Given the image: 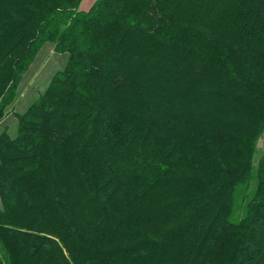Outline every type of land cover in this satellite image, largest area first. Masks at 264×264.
I'll use <instances>...</instances> for the list:
<instances>
[{
	"label": "trees",
	"instance_id": "1",
	"mask_svg": "<svg viewBox=\"0 0 264 264\" xmlns=\"http://www.w3.org/2000/svg\"><path fill=\"white\" fill-rule=\"evenodd\" d=\"M0 0V264H264V0ZM263 146L259 147V142Z\"/></svg>",
	"mask_w": 264,
	"mask_h": 264
},
{
	"label": "rangeland",
	"instance_id": "2",
	"mask_svg": "<svg viewBox=\"0 0 264 264\" xmlns=\"http://www.w3.org/2000/svg\"><path fill=\"white\" fill-rule=\"evenodd\" d=\"M94 1L83 0L80 9L87 10ZM67 61L68 55L56 52L52 43L47 42L42 46L33 63L22 76L15 102L8 108L9 112L0 124V133L6 129L11 137L17 136L19 119L16 113L24 114L27 111L29 106L47 89L52 77L66 67ZM262 146L263 142L260 141L259 147Z\"/></svg>",
	"mask_w": 264,
	"mask_h": 264
}]
</instances>
